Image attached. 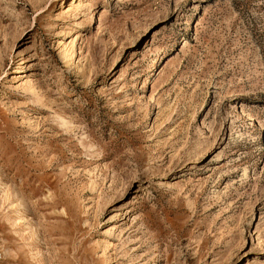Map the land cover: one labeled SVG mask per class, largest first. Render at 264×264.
<instances>
[{
    "label": "rangeland",
    "instance_id": "rangeland-1",
    "mask_svg": "<svg viewBox=\"0 0 264 264\" xmlns=\"http://www.w3.org/2000/svg\"><path fill=\"white\" fill-rule=\"evenodd\" d=\"M0 264H264V0H0Z\"/></svg>",
    "mask_w": 264,
    "mask_h": 264
}]
</instances>
